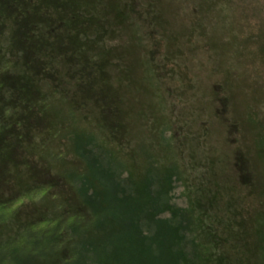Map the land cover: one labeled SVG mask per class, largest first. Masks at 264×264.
Instances as JSON below:
<instances>
[{
	"label": "trees",
	"instance_id": "16d2710c",
	"mask_svg": "<svg viewBox=\"0 0 264 264\" xmlns=\"http://www.w3.org/2000/svg\"><path fill=\"white\" fill-rule=\"evenodd\" d=\"M142 1L146 28L157 10ZM122 3L0 0V264H264V191L253 214L233 209L213 185L188 188L181 207L175 185L184 176L174 160L148 145L141 161L119 149L111 104L123 58L112 43L135 28L128 11L140 8ZM91 114L110 132L106 142L81 126ZM63 138L74 164L54 172ZM162 144L172 148L169 138ZM236 160L249 186L254 175L242 154Z\"/></svg>",
	"mask_w": 264,
	"mask_h": 264
},
{
	"label": "rangeland",
	"instance_id": "374dc122",
	"mask_svg": "<svg viewBox=\"0 0 264 264\" xmlns=\"http://www.w3.org/2000/svg\"><path fill=\"white\" fill-rule=\"evenodd\" d=\"M154 1L157 22L140 27V17L150 21V13L139 0V12L128 11L135 28L122 30L112 43L123 58L119 95L111 104L122 126L119 149L140 160L148 145L152 154L174 160L184 176L175 185L181 207L188 188L213 185L233 209L253 214L264 191V145L257 148L264 138V0ZM85 118L81 126L106 142L102 136L110 132L93 114ZM159 136L171 139L172 148L166 151ZM67 141L54 145L64 155L60 167L52 162L54 172L74 164ZM238 153L254 175L251 187L239 182ZM21 193L22 201L28 194ZM15 203L3 207L11 210Z\"/></svg>",
	"mask_w": 264,
	"mask_h": 264
}]
</instances>
